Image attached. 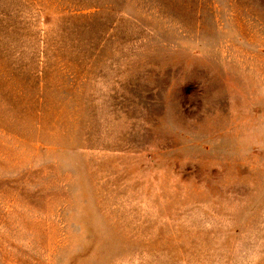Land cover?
I'll return each mask as SVG.
<instances>
[{
    "label": "rangeland",
    "instance_id": "rangeland-1",
    "mask_svg": "<svg viewBox=\"0 0 264 264\" xmlns=\"http://www.w3.org/2000/svg\"><path fill=\"white\" fill-rule=\"evenodd\" d=\"M0 264H264V0H0Z\"/></svg>",
    "mask_w": 264,
    "mask_h": 264
}]
</instances>
